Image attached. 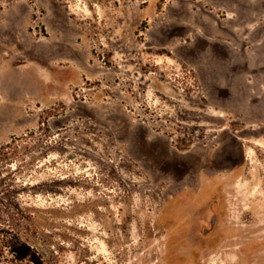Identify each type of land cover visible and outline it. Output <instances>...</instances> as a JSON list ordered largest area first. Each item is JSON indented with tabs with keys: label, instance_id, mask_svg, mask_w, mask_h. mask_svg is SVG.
Returning a JSON list of instances; mask_svg holds the SVG:
<instances>
[{
	"label": "rangeland",
	"instance_id": "rangeland-1",
	"mask_svg": "<svg viewBox=\"0 0 264 264\" xmlns=\"http://www.w3.org/2000/svg\"><path fill=\"white\" fill-rule=\"evenodd\" d=\"M13 136L17 261L264 264V0H0Z\"/></svg>",
	"mask_w": 264,
	"mask_h": 264
},
{
	"label": "trees",
	"instance_id": "trees-1",
	"mask_svg": "<svg viewBox=\"0 0 264 264\" xmlns=\"http://www.w3.org/2000/svg\"><path fill=\"white\" fill-rule=\"evenodd\" d=\"M32 151L34 149L24 143L23 137L13 136L0 144V264H31L24 260L17 261L16 249L30 246L31 249L38 250L45 234L42 225L48 223V216L53 212L52 209L38 208L22 202L16 186L10 184L15 183L14 180L8 182L9 177L4 176L5 172H12V164L24 161L27 155L31 163L35 162L38 157ZM59 249L50 251L54 263L58 262Z\"/></svg>",
	"mask_w": 264,
	"mask_h": 264
}]
</instances>
